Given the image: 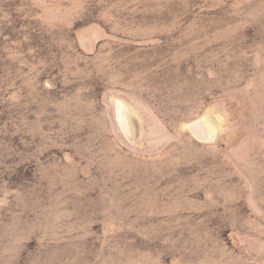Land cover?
Returning a JSON list of instances; mask_svg holds the SVG:
<instances>
[{
  "label": "rangeland",
  "instance_id": "1",
  "mask_svg": "<svg viewBox=\"0 0 264 264\" xmlns=\"http://www.w3.org/2000/svg\"><path fill=\"white\" fill-rule=\"evenodd\" d=\"M0 264H264V0H0Z\"/></svg>",
  "mask_w": 264,
  "mask_h": 264
},
{
  "label": "water",
  "instance_id": "2",
  "mask_svg": "<svg viewBox=\"0 0 264 264\" xmlns=\"http://www.w3.org/2000/svg\"><path fill=\"white\" fill-rule=\"evenodd\" d=\"M194 129H195V131H196L200 136H203V135H202L201 128H200L199 125H195V126H194Z\"/></svg>",
  "mask_w": 264,
  "mask_h": 264
},
{
  "label": "bare ground",
  "instance_id": "3",
  "mask_svg": "<svg viewBox=\"0 0 264 264\" xmlns=\"http://www.w3.org/2000/svg\"><path fill=\"white\" fill-rule=\"evenodd\" d=\"M122 118H123V122H122L123 126H124L126 129H129V128H128V127H129L128 122L125 120L124 117H122ZM129 130H130V129H129Z\"/></svg>",
  "mask_w": 264,
  "mask_h": 264
}]
</instances>
